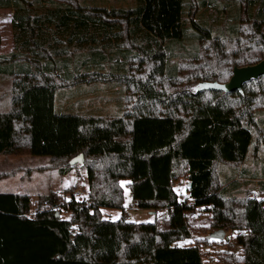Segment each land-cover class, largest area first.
<instances>
[{
    "label": "trees",
    "instance_id": "trees-1",
    "mask_svg": "<svg viewBox=\"0 0 264 264\" xmlns=\"http://www.w3.org/2000/svg\"><path fill=\"white\" fill-rule=\"evenodd\" d=\"M42 1L0 0L13 12L14 43L0 54V77L12 79L0 98V154L67 162L61 175L82 154L87 194L50 190L29 216L30 194L0 192V264H202L196 246L174 244L189 237L191 207L215 229H240L241 260L223 264H264V199L229 197L216 172L245 161L251 129L264 137V76L229 93L194 89L264 58V0ZM207 8L211 19L198 15ZM179 48L193 54L171 64ZM98 88H119L121 114L81 113L82 96ZM64 98L78 107L59 109ZM181 176L192 206L174 189ZM121 181L153 221L126 219ZM102 207L121 215L105 219Z\"/></svg>",
    "mask_w": 264,
    "mask_h": 264
},
{
    "label": "rangeland",
    "instance_id": "rangeland-1",
    "mask_svg": "<svg viewBox=\"0 0 264 264\" xmlns=\"http://www.w3.org/2000/svg\"><path fill=\"white\" fill-rule=\"evenodd\" d=\"M62 1V0H55ZM65 2L72 0H63ZM79 2H89L91 0H73ZM95 4L106 5L107 7H128L133 6L134 0H93ZM42 4L47 5L41 0ZM203 18L211 19L214 12L203 10L199 14ZM13 12L10 9H0V54H9L13 50V31H12ZM190 43H186L185 49L188 50ZM185 49L179 48L175 51L176 57L171 59L170 63L180 61L187 62L188 53L182 52ZM84 50V49H83ZM137 64H135V67ZM186 72V71H185ZM139 73L136 72V75ZM185 76V73H182ZM138 76H141L140 74ZM11 78L0 77V98L9 96L11 92ZM184 79L177 85L179 88ZM164 88L169 92L171 86L164 84ZM123 96L119 88H98L88 92L81 99V113H119L123 112ZM264 98V97H263ZM103 100V101H101ZM57 107L61 110L70 106V109L78 107L77 102L68 101V98L60 99ZM260 106V105H259ZM264 106V105H263ZM77 109V108H76ZM79 109V108H78ZM263 111H260L262 113ZM263 114V113H262ZM252 130V142L249 153L245 161L236 168L226 164H219L216 172L220 181L224 183L226 190L232 188L228 196L239 199H246L248 196L264 199V192L260 191V182L257 177L264 176V137L256 129ZM67 162L58 165L60 168L66 167ZM57 166L52 165L48 157L33 156L28 154L11 155L0 154V192H24L30 194L31 200H36L40 194L54 191L59 194L65 189H77L80 197L83 199L87 194V176L84 167L81 164L75 166L66 175H61ZM245 174V177H242ZM181 176L174 184V189L179 194L182 202L192 206V201L188 198ZM256 177V178H250ZM179 182L181 185H179ZM126 181H121L125 195V217L135 222H151L154 219L153 213L148 210L132 208V199L128 188L125 186ZM103 210V211H102ZM102 217L105 219L115 220L121 215V210L102 207L100 208ZM161 213V212H160ZM29 216H31L28 213ZM68 212H61L62 218H67ZM161 216L159 214L160 220ZM185 222L189 230V237L180 239L174 244L178 246H196L201 256L202 264H223L227 262H240L243 249L236 243V236L240 229L223 228L224 236L222 240L210 238V234L218 229L211 225L209 212L204 208L191 207L185 212Z\"/></svg>",
    "mask_w": 264,
    "mask_h": 264
},
{
    "label": "water",
    "instance_id": "water-1",
    "mask_svg": "<svg viewBox=\"0 0 264 264\" xmlns=\"http://www.w3.org/2000/svg\"><path fill=\"white\" fill-rule=\"evenodd\" d=\"M264 76V58L252 65L234 66L231 76L224 83H219L216 80L212 82H199L194 86L196 91L202 90H215L222 91L224 93L240 90L242 85L248 81L258 79ZM83 160L82 154H78L70 160L71 164H81ZM56 216H59L58 212H55ZM212 239L222 240L224 231L222 229L212 232L210 235Z\"/></svg>",
    "mask_w": 264,
    "mask_h": 264
},
{
    "label": "built area",
    "instance_id": "built-area-1",
    "mask_svg": "<svg viewBox=\"0 0 264 264\" xmlns=\"http://www.w3.org/2000/svg\"><path fill=\"white\" fill-rule=\"evenodd\" d=\"M181 181H182V185L184 186V190H185L186 189V180L181 179L180 182ZM180 182H179V185H181ZM61 195H63L66 199H68V198H75L76 199V198L80 197V192L77 189H73L70 193L63 194V192H62ZM30 206H31V209H30L29 214L32 215L36 206H37V200H31ZM47 207H48L47 203L43 202L41 205V208L46 209ZM131 207L134 208L135 206L132 204ZM164 216H165V213H164Z\"/></svg>",
    "mask_w": 264,
    "mask_h": 264
},
{
    "label": "crops",
    "instance_id": "crops-1",
    "mask_svg": "<svg viewBox=\"0 0 264 264\" xmlns=\"http://www.w3.org/2000/svg\"><path fill=\"white\" fill-rule=\"evenodd\" d=\"M31 196V195H30ZM32 197V196H31ZM62 218V217H61Z\"/></svg>",
    "mask_w": 264,
    "mask_h": 264
},
{
    "label": "snow or ice",
    "instance_id": "snow-or-ice-1",
    "mask_svg": "<svg viewBox=\"0 0 264 264\" xmlns=\"http://www.w3.org/2000/svg\"><path fill=\"white\" fill-rule=\"evenodd\" d=\"M103 211V210H102Z\"/></svg>",
    "mask_w": 264,
    "mask_h": 264
}]
</instances>
